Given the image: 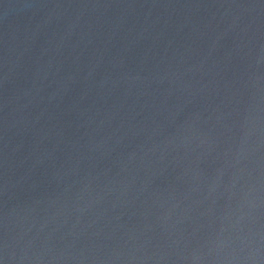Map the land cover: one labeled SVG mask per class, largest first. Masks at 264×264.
Returning <instances> with one entry per match:
<instances>
[{
  "label": "water",
  "instance_id": "water-1",
  "mask_svg": "<svg viewBox=\"0 0 264 264\" xmlns=\"http://www.w3.org/2000/svg\"><path fill=\"white\" fill-rule=\"evenodd\" d=\"M0 264H264V0H0Z\"/></svg>",
  "mask_w": 264,
  "mask_h": 264
}]
</instances>
